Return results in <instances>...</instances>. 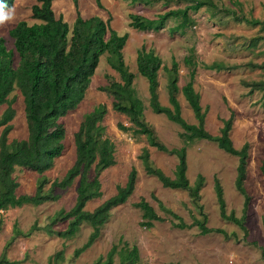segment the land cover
Returning <instances> with one entry per match:
<instances>
[{
  "label": "rangeland",
  "instance_id": "1",
  "mask_svg": "<svg viewBox=\"0 0 264 264\" xmlns=\"http://www.w3.org/2000/svg\"><path fill=\"white\" fill-rule=\"evenodd\" d=\"M201 1H211L216 6H205L197 12H191L194 24L184 32H174V28L180 23L177 20H170L159 32H141L130 26V15L154 18L166 11L191 5L189 0H170L169 3L159 1L150 6L133 4L127 0H100L101 6L96 0H78L76 6L74 0H56L53 10L57 18H63L71 26L80 13L85 19L99 16L118 34H128L123 51L124 59L130 71L137 75L135 88L146 107L145 119L169 149L185 145L180 137L182 129L166 116L156 115L149 107L148 83L138 74L137 53L143 47L147 50L153 49L163 60L164 68H171L173 60L179 63L178 100L182 115L190 124H196L197 121L181 89L189 81L190 69L185 63V58H193L197 63L195 89L201 95L203 109L207 110V130L213 135H218L223 121L229 119L233 112L235 118L231 139L235 148L241 150L246 143L250 145L246 189L252 200L245 218L247 231L221 218L214 189V178L218 177L224 189L227 212L233 211L241 218L244 214V197L235 187L239 158L225 153L217 144L208 141H195L188 145L187 175L191 184H195L199 174L205 177L200 204L208 216V226L224 230L228 238L218 233L201 235L197 227L185 230L173 227L169 215L162 211L154 197L182 217L187 224L193 222L192 216L200 219V213L188 192L164 188L157 178L147 175L140 155L147 147L155 166L171 177L174 176L177 158L149 147L144 137H137L131 131L124 132L119 129L120 124L127 127L131 125L125 115L113 110V98L101 90L108 86L111 80H121L120 75L109 66L105 55L101 58L82 103L76 110L60 119L66 129V148L63 156L55 161L54 168L47 172L46 176L51 182L64 178L76 160L74 135L86 116L91 117L96 114L95 109L98 106L106 105L108 113L103 124L107 137L116 145V164L104 171L100 177L102 197L90 201L86 209L93 211L114 196L117 187L126 184L132 169L135 168L138 175L133 195L126 204L112 210L109 221L102 228L100 238L79 258H74V251L88 240L92 232L90 226L84 225L78 236L71 240L48 235L45 231L60 210L68 211L73 208L79 179L68 189H56L55 193L60 196L56 202L45 203L39 207L27 205L5 211L2 214L0 255L12 237L14 225L17 223L24 233L30 235L18 237L8 249L7 257L11 261H19L20 264H49L62 250L64 260L56 264H93L100 258L105 261L107 253L113 245L119 244L120 240L122 245L126 242L130 247L138 248L139 264H264V92L250 93L251 87L245 86V83L264 81L260 68L247 67L248 64L264 65V39L258 42L257 47L250 45L252 39L264 36V33L259 27L239 22L234 18L237 16L264 21V0ZM36 4L37 0H15L9 8L14 10V19L0 25V37L6 40L7 48L15 53V68L20 58L15 51L10 31L20 22L25 21L30 25L38 23L32 16V8ZM219 63L243 67L231 71H217L214 66ZM159 83L160 101L169 106L165 69L159 74ZM10 98H16V117L12 121L13 129L9 140L26 139L28 127L24 98L19 89H16ZM6 108L7 105L0 108V116ZM89 126L93 127L91 123ZM1 131L2 129L0 135ZM14 176L20 185L18 195L35 194L40 178L36 172L19 169ZM94 177L95 173L91 171L90 179ZM49 187L50 185L46 190ZM141 199H146L166 221L156 222L151 229L141 226L142 212L135 207ZM52 227L54 230L63 231L67 223H56ZM114 264H120L118 257H115Z\"/></svg>",
  "mask_w": 264,
  "mask_h": 264
},
{
  "label": "trees",
  "instance_id": "2",
  "mask_svg": "<svg viewBox=\"0 0 264 264\" xmlns=\"http://www.w3.org/2000/svg\"><path fill=\"white\" fill-rule=\"evenodd\" d=\"M15 0H0L5 10L13 6ZM56 0H37L32 8L33 19L38 23L33 25L28 22H20L10 31V37L14 40L15 51L19 55L18 66H14L15 53L9 50L6 40L0 37V108L7 105L6 110L0 116V232L2 230V214L5 211L23 206L39 207L45 203L56 202L60 196L56 189H68L72 187L76 179H79L76 202L70 210H60L53 218L52 223L45 228L48 235L57 236L64 240H71L78 236L82 227L88 225L92 232L86 243L74 251V258L81 257L100 238L104 225L109 221L113 209L124 205L133 195L137 183V170L132 169L124 186H118L117 192L99 205L93 211L86 209L90 201L102 197V184L100 177L104 171L116 164V145L107 137V130L103 124L104 117L108 113L106 105H100L95 109L94 115L86 116L81 123L78 132L74 135L76 147V160L72 168L68 170L61 180L51 182L46 173L54 168L55 161L62 157L65 151L66 129L60 123V119L74 111L84 100L90 88L92 78L96 74L101 58L107 56L109 66L116 71L121 80H111L108 86L101 88L113 98L112 108L128 118L131 126L122 124L119 129L124 132H132L134 136L144 137L151 148L171 156H175L178 163L174 176L167 175L161 168L155 166L147 147L142 150L140 160L149 176L157 178L162 186L167 189L188 192L191 201L196 205L201 218L192 216L193 222L187 224L173 210L167 208L158 201L162 211L169 215L173 227L181 230L197 227L201 235L211 233H227L218 228L208 226V216L200 204L201 191L205 186V177L197 176L195 184H191L188 172V145L195 141H208L217 144L225 153L239 158L235 187L244 197L243 216L238 218L235 212H227V204L224 197V189L218 177L214 178V189L217 196L220 216L223 220L238 225L246 230L245 218L251 203V196L246 189L247 167L249 159V143L241 150H237L231 139V131L234 125L235 115L232 112L229 119L223 121V127L218 135L211 134L206 128L207 110L201 104V95L195 89L197 63L192 57L185 58L189 67V81L182 87L181 92L191 108L196 124H190L182 115V108L178 100L179 89V63L172 61L171 68H164L163 60L153 49L141 48L137 53V71L148 83L149 107L156 115H164L166 118L182 129L180 134L185 145L181 148L169 149L158 137L155 129L146 121V107L138 96L135 88L137 75L130 71L124 59V49L127 44L128 34L120 35L112 29L108 22L99 16L85 19L80 13L71 26L57 18L53 10ZM76 6L78 0H74ZM133 4L150 6L159 1L170 0H127ZM101 6L100 0H96ZM191 5L166 11L154 18H146L131 14L130 26L141 32H159L167 26L170 20L180 21L174 28V32L185 31L194 24L191 12H197L205 6L215 7L211 1L189 0ZM234 18L239 22L259 27L264 33V21L247 17ZM264 36L252 39L250 45L257 47L258 42ZM243 65L228 66L223 63L215 64L217 71H231ZM253 69L260 68L264 74V65L248 64ZM165 69L167 73V90L169 106L160 101L159 74ZM254 91L264 92V81L245 83ZM19 89L25 105V117L28 127V137L23 140H9L13 129L12 121L16 117L14 103L16 98L11 95ZM93 127H90L89 124ZM27 169L36 172L40 178L34 195H18L19 183L14 176L17 170ZM94 171L95 177L90 179V173ZM264 174V162L262 165ZM50 185L49 189L46 187ZM135 207L142 212L143 222L141 226L151 229L156 222L166 221L158 215L154 207L146 200L141 199ZM176 221H178L176 223ZM67 223L63 231L54 230L52 225ZM16 223L13 235L0 255V264H20L19 261H11L7 257V251L13 242L20 236H27ZM120 240L119 244L112 246L107 253L105 261L100 258L93 264H114L115 257L120 264H139L137 256L138 248L130 247L128 243ZM64 260V251L58 252L49 264H56ZM175 264V263H168ZM177 264V263H176Z\"/></svg>",
  "mask_w": 264,
  "mask_h": 264
},
{
  "label": "clouds",
  "instance_id": "3",
  "mask_svg": "<svg viewBox=\"0 0 264 264\" xmlns=\"http://www.w3.org/2000/svg\"><path fill=\"white\" fill-rule=\"evenodd\" d=\"M12 19H14V10L9 9L8 11H5L4 5L0 4V25H3Z\"/></svg>",
  "mask_w": 264,
  "mask_h": 264
}]
</instances>
